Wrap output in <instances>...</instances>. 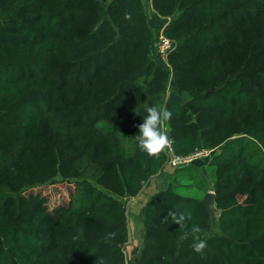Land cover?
<instances>
[{"label": "trees", "instance_id": "trees-1", "mask_svg": "<svg viewBox=\"0 0 264 264\" xmlns=\"http://www.w3.org/2000/svg\"><path fill=\"white\" fill-rule=\"evenodd\" d=\"M163 26L185 102L164 100L151 59ZM144 103L172 113L177 154L213 150V184L203 159L176 168L142 207L137 263L264 264V0H0V264H130L124 199L168 161L136 146ZM169 211L191 214L202 254L191 237L177 247Z\"/></svg>", "mask_w": 264, "mask_h": 264}, {"label": "clouds", "instance_id": "clouds-1", "mask_svg": "<svg viewBox=\"0 0 264 264\" xmlns=\"http://www.w3.org/2000/svg\"><path fill=\"white\" fill-rule=\"evenodd\" d=\"M125 18L129 19L130 16L126 15ZM144 107L146 115L143 118V122L137 126L138 134L134 136V139L140 152L150 158H156L170 143V139L163 129L171 120L172 113L159 103H154L152 106L144 103ZM190 219V213L169 211L165 222L170 220L171 223L178 225L183 230V234L178 237V248L182 242L191 237L193 240L191 245L193 251L202 254L207 247L206 238H202L201 233L203 230L198 225H192L190 230H186V221Z\"/></svg>", "mask_w": 264, "mask_h": 264}, {"label": "rangeland", "instance_id": "rangeland-1", "mask_svg": "<svg viewBox=\"0 0 264 264\" xmlns=\"http://www.w3.org/2000/svg\"><path fill=\"white\" fill-rule=\"evenodd\" d=\"M147 10H148V14L150 17V13H149V5L147 6ZM154 27V26H153ZM151 59L154 60L158 65L162 66L164 68L165 71V79H166V92L164 95V100H169V98H171V96H173L175 99L180 100V101H187V97L185 95V93H183V91L181 92L180 90L176 89V88H171L170 87V81H171V72L169 69V66L166 65L165 62H162L160 59H158L154 53L152 52L151 54ZM172 91V92H171ZM164 131L167 130L166 125L164 126ZM215 152V150H214ZM207 161V160H205ZM205 163V162H204ZM201 168L205 169V175L207 180H208V184L209 186H211L213 184V175L210 172V170L207 168L206 163L205 165H202ZM176 170V169H175ZM57 180H61V177L58 176ZM49 185L44 186V188H48ZM212 187V186H211ZM209 188V191H213L212 188ZM128 200L130 202H128ZM141 200V202H140ZM124 202L128 203V213H129V229H130V239L129 242L125 245V252L127 254V258L128 261L130 262V264H132V261L136 259V261L139 258L138 256H135L136 253H134L136 247L138 246V239H139V233H140V222H142V217H141V211L140 209L138 210V207H140L139 205H141L142 203H145V201L142 199H137V201H133L130 199H124ZM217 212L215 211V217L214 219L211 221V234L215 235L216 233L219 232V228L217 225Z\"/></svg>", "mask_w": 264, "mask_h": 264}, {"label": "built area", "instance_id": "built-area-1", "mask_svg": "<svg viewBox=\"0 0 264 264\" xmlns=\"http://www.w3.org/2000/svg\"><path fill=\"white\" fill-rule=\"evenodd\" d=\"M174 47V43L169 39L164 33V26L161 28L159 34L156 36L153 46L154 55L160 59L162 62H165L168 65V56ZM166 133V132H165ZM170 143L166 148L168 154L167 165L176 169L181 166H186L193 164L198 159H207L213 150L206 148H199L194 153L189 155H180L177 154L173 148L171 137Z\"/></svg>", "mask_w": 264, "mask_h": 264}, {"label": "crops", "instance_id": "crops-1", "mask_svg": "<svg viewBox=\"0 0 264 264\" xmlns=\"http://www.w3.org/2000/svg\"><path fill=\"white\" fill-rule=\"evenodd\" d=\"M149 13H150L149 22H150L151 26H154V28H157L161 24H164V23L166 24L168 22V20H169L168 18H165V17L160 16L154 10L151 2L149 4ZM171 97L174 98L173 96H171ZM165 132L167 133L166 130H165ZM203 160H207V159H203ZM204 162L207 165V161H204ZM205 163L199 162L197 164L199 170L201 171V173L203 175H205V171H204L205 169L201 168V166L202 165H205ZM174 171H175L174 168L166 165L165 169L161 173H159L158 175L152 177L149 180V182L147 183L145 189L143 190V192L138 197L130 198V200H133V201L136 200L137 201V199H142V201L144 200L145 203H146L159 190H163V189H165V188L168 187L169 183L173 180ZM128 202H130V201L128 200ZM140 202H141V200H140ZM145 203H142L141 205H139L140 207H138V210L140 209V211H141L142 210V207L144 206ZM128 205L129 204L127 203V207H128Z\"/></svg>", "mask_w": 264, "mask_h": 264}, {"label": "water", "instance_id": "water-1", "mask_svg": "<svg viewBox=\"0 0 264 264\" xmlns=\"http://www.w3.org/2000/svg\"><path fill=\"white\" fill-rule=\"evenodd\" d=\"M167 136L170 138L171 134L169 131H167ZM202 202L205 204L207 212L209 213L210 220L212 221L215 217V211H216V205H215V192L214 191H208V193L203 198ZM140 233H139V239H138V246L136 247L134 253H136L135 256H138L141 254L143 248H144V236L143 231L145 229V224L142 221L139 226ZM132 264H138L136 259L132 261Z\"/></svg>", "mask_w": 264, "mask_h": 264}]
</instances>
